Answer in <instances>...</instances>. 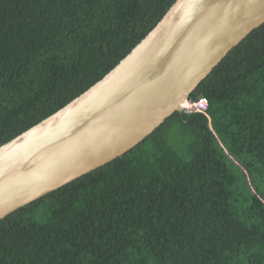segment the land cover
Instances as JSON below:
<instances>
[{
	"label": "trees",
	"instance_id": "obj_1",
	"mask_svg": "<svg viewBox=\"0 0 264 264\" xmlns=\"http://www.w3.org/2000/svg\"><path fill=\"white\" fill-rule=\"evenodd\" d=\"M176 0H0V145L115 67ZM123 155L0 220V264H264V22Z\"/></svg>",
	"mask_w": 264,
	"mask_h": 264
},
{
	"label": "water",
	"instance_id": "obj_2",
	"mask_svg": "<svg viewBox=\"0 0 264 264\" xmlns=\"http://www.w3.org/2000/svg\"><path fill=\"white\" fill-rule=\"evenodd\" d=\"M263 22L264 0H176L100 80L0 145V220L144 140Z\"/></svg>",
	"mask_w": 264,
	"mask_h": 264
},
{
	"label": "built area",
	"instance_id": "obj_3",
	"mask_svg": "<svg viewBox=\"0 0 264 264\" xmlns=\"http://www.w3.org/2000/svg\"><path fill=\"white\" fill-rule=\"evenodd\" d=\"M208 107V99L205 96H201L195 100L187 99L186 102L182 105V109L186 111H200L206 112Z\"/></svg>",
	"mask_w": 264,
	"mask_h": 264
}]
</instances>
